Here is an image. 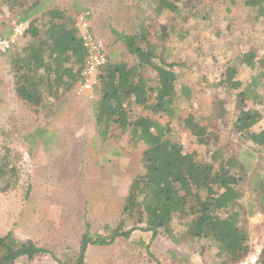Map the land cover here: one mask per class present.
<instances>
[{"label":"trees","instance_id":"1","mask_svg":"<svg viewBox=\"0 0 264 264\" xmlns=\"http://www.w3.org/2000/svg\"><path fill=\"white\" fill-rule=\"evenodd\" d=\"M216 1L149 0L145 8L150 15L137 22L136 33L110 27L132 59L115 62L107 54L101 69L105 73L100 74L91 104L94 135L103 144H116L112 156H120L122 149L142 148L141 171L128 184L115 225H107L106 234L91 233L86 221L78 254L58 260L59 264H83L88 245L108 246L117 238L128 239L136 230L150 233V239L163 235L178 245L205 242L215 248L220 264L238 262L247 255L248 218L264 213V176L255 170L247 172L235 146L243 143L252 150H264V125L256 128L263 114L255 106L264 100V51L259 58L252 50L239 52L219 74L218 85L235 97L236 113L229 128L240 140L235 146L232 138L223 141L210 130L216 121L223 128L228 126L227 101L216 97L207 116L186 111L193 89L182 80L178 62L170 59L190 31L187 23L201 14L209 17L212 7L206 8V2ZM226 1V11L242 3L252 9L255 19L264 16V0ZM42 6L45 0H0L2 15L14 13L3 38L12 34L18 22H28L23 34L0 55L13 75L17 95L47 112L53 106L50 98L66 96L79 82L84 51L74 17L56 7L34 16ZM165 12L172 16L167 30L154 27L151 32L152 22ZM241 63L250 72L245 82L237 77ZM177 129L187 131L193 150L184 149ZM43 135L45 142L54 136L37 126L30 137ZM198 148L203 149L201 157ZM17 179L15 159L7 150L0 154V191L12 188ZM247 189L252 199L246 204ZM139 243L148 246L144 240ZM45 253L55 257L29 238H18L12 231L0 233V264H17ZM256 264H264V240Z\"/></svg>","mask_w":264,"mask_h":264},{"label":"rangeland","instance_id":"2","mask_svg":"<svg viewBox=\"0 0 264 264\" xmlns=\"http://www.w3.org/2000/svg\"><path fill=\"white\" fill-rule=\"evenodd\" d=\"M206 4L209 5L206 8L212 7L211 15L201 14L187 23L190 31L170 59L178 62L176 69L183 72L182 80L193 89L187 98L190 105L186 111L207 116L216 97L227 101L228 126L223 128L216 121L210 130L223 141L232 138L235 146L240 140L229 130L236 113L235 97L218 85L219 74L239 52L252 50L257 58L261 56L264 16L255 19L252 9L242 3L232 6L230 11L225 9L226 0ZM13 15L0 12V37L14 21ZM171 18L169 12L163 13L149 30L152 32L154 27L167 30ZM111 26L121 28L116 21ZM109 34L113 41L115 36ZM149 37L154 36L150 33ZM115 49L124 50L122 45L121 49ZM126 58L130 60L129 56ZM6 69L5 59L0 55V154L8 150L14 157L18 179L12 188L0 191V233L12 231L18 238H29L55 256L45 253L32 259L23 258L17 264H59L58 260L66 261L78 254L86 221L91 233L106 234L105 226H114L121 217L128 184L141 171L142 148L122 149L120 156H112L116 144H103L94 135L91 114L94 98L70 94L65 104L55 106L56 115H48L50 111L40 112L37 106L21 101L13 75L11 71L6 73ZM249 76L247 67L241 63L237 77L245 82ZM255 106L263 114L256 125L259 128L264 125V100ZM37 126L53 132L51 140L45 142V135L32 140L30 134ZM173 126L177 128L175 123ZM177 132L184 149L193 150L195 144L186 137L187 131L177 129ZM235 149L247 172L255 170L264 176V150L255 151L243 143ZM197 150L201 157L203 149ZM250 199L252 194L247 189L243 202L247 204ZM248 228L250 250L262 248L264 220L250 216ZM139 240L148 246L141 245ZM153 259L161 264H220L215 248L205 242L178 245L163 235L150 239V233L138 230L128 239L117 238L108 246L88 245L83 264H154Z\"/></svg>","mask_w":264,"mask_h":264},{"label":"crops","instance_id":"3","mask_svg":"<svg viewBox=\"0 0 264 264\" xmlns=\"http://www.w3.org/2000/svg\"><path fill=\"white\" fill-rule=\"evenodd\" d=\"M148 1L149 0H45V6H42L34 16L39 15L41 12L53 7L58 8L62 13L65 12L72 15L74 18L79 12L83 10H90L92 29L104 41L108 58L115 62H120L122 60H128L129 58H126V56H131L127 54V52H124L126 51L125 47L120 41H116L115 38L113 41H111L109 38V33H111L110 27H113L115 30L121 32L123 31L126 34L136 33L139 30L137 22L140 21L142 17H145V15H150V12L148 13L149 9L145 8L146 5H148ZM146 11L147 13L145 14ZM112 21H116V24L118 25L120 24L121 28L118 29L114 26H111ZM19 23L28 24L27 21H20L17 24ZM111 44H113L115 48L118 47L119 49H121L122 45L124 50L117 52V49H113ZM130 59H132V57ZM6 71V73L10 71L8 65ZM104 73V71H101V76L104 75ZM75 86L76 84L70 92L66 93V96L64 97L62 96L55 100L50 98L49 104H52L53 106L50 108V110H48L50 111L48 115H53L54 113L56 115L55 106L57 104H65V100L68 99V95H75ZM21 101L24 102L22 99ZM92 121L94 124L93 116Z\"/></svg>","mask_w":264,"mask_h":264},{"label":"built area","instance_id":"4","mask_svg":"<svg viewBox=\"0 0 264 264\" xmlns=\"http://www.w3.org/2000/svg\"><path fill=\"white\" fill-rule=\"evenodd\" d=\"M91 11L83 10L79 12L74 20V25L81 40V45L84 51V59L79 69V82L76 84L74 92L77 97L86 99L94 98V89L99 83L102 67L108 61L105 43L92 29L91 26ZM28 24L19 23L13 27L12 34L3 38L0 37V51H5L15 39L22 35ZM254 218L264 220V213L257 212ZM261 247H254L247 255L238 262H229L227 264H256Z\"/></svg>","mask_w":264,"mask_h":264}]
</instances>
